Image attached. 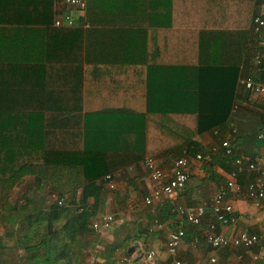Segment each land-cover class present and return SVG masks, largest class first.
Listing matches in <instances>:
<instances>
[{
	"label": "crops",
	"instance_id": "crops-1",
	"mask_svg": "<svg viewBox=\"0 0 264 264\" xmlns=\"http://www.w3.org/2000/svg\"><path fill=\"white\" fill-rule=\"evenodd\" d=\"M232 1L236 0H89L80 12L59 0H0V50L4 51L0 65L20 67L18 74L16 70L12 76L7 73L8 85L1 86L2 115H35L29 119V124L33 129L40 126L44 138V144L40 145L46 150L65 153L82 150L85 124L88 145L99 143L104 147L102 161L105 166L137 159L138 152L142 151L139 150L140 136H146L143 160L109 176L114 189L103 182L98 208L104 211L103 215L117 216L114 227H123L120 216L127 213L131 214L127 221L130 227L133 223L143 227L151 225L152 234L138 241L136 250H141V263L150 250L156 252V264L171 262L166 243L169 233L176 229L175 221L169 219L152 224L164 203L185 209L207 203L201 219L203 229L194 230L192 234V240L197 237L200 242L186 249L179 248L177 259L181 264H264V239L249 250L214 251L203 244L204 231L212 222V198L228 178L220 165H211L209 149L227 141L243 160L264 158V137H258L264 121V95L251 94L238 84L240 79L247 77L264 82V47L259 45L256 36L257 52L256 48L249 47L239 64L240 74L225 128H215L194 138L205 149L197 152L204 159L190 161L188 179L194 177L202 184L194 189H183L169 202L165 200L152 206H145L143 202L154 186L143 162L153 158L170 175L174 161L184 148L169 151L173 135L168 117L151 113L154 107L149 116L146 114L150 111L147 72L150 69L158 72L162 68L166 76H171L172 67L180 69L190 65L196 68L205 56L208 61L215 60L213 56L208 57L219 48L222 52L225 48L227 54L228 50L234 53L228 37L225 47L219 45V38L211 36L214 31L203 26V19L219 16V3L233 5ZM89 2H93L90 8ZM112 2L114 10H105ZM226 11L227 17H233L229 13L231 10L227 8ZM65 16L72 19L73 27L56 28L55 20ZM125 18L145 19V25L125 26L121 21ZM256 55L262 56L263 66L255 65ZM222 63L235 65L232 60ZM175 73L180 76L179 70ZM4 75L2 71L0 77ZM163 83H168L165 78ZM20 120H24V116ZM159 120L163 126L158 124ZM230 127L236 130L235 134L230 132ZM21 129L25 130V124ZM240 180L242 185L246 182V179ZM35 183V177L25 176L17 188L32 187ZM80 193L78 190L77 194ZM62 198L65 201L67 196L59 199ZM226 200L233 208L235 221L229 225L216 224V233L227 238L242 232L264 237V200L259 207L255 206L245 189L230 191ZM184 229L192 227L186 224Z\"/></svg>",
	"mask_w": 264,
	"mask_h": 264
},
{
	"label": "trees",
	"instance_id": "trees-1",
	"mask_svg": "<svg viewBox=\"0 0 264 264\" xmlns=\"http://www.w3.org/2000/svg\"><path fill=\"white\" fill-rule=\"evenodd\" d=\"M232 2L233 5L228 2L219 3V16L203 19V26L214 31L211 36L219 38V45L225 47L224 42L228 37L234 53L231 54L228 50L227 54L225 48L223 52L220 50L222 48H219L208 57L213 56L215 60L208 61L209 59L205 56L202 58L203 63L198 64L196 68L190 65L180 69L172 67L170 68L171 76H166L162 68H159L158 72H154L153 69L147 72V106L150 111L147 110L146 114L149 116L154 113L168 117L173 135L169 151L184 147L180 148L179 158L184 153L193 155L199 151H205L203 146L194 141L196 136L215 128L220 130L225 128L240 74L239 64L250 48L251 50L256 48V52L259 48L256 46L252 32V19L256 8L264 2L262 0ZM114 5L112 2L111 7L106 6L104 9L114 10ZM227 8L231 10L229 13H232L233 17H227ZM237 11H239L238 16H236ZM121 21L125 26L145 25V19L125 18ZM56 30L65 32L61 29ZM3 53L4 51L0 50V58ZM231 60L235 62V65L226 66L222 63ZM261 65L263 66V61ZM19 69L20 67L8 68L0 65V74L2 71L5 74L4 77H0V93H2L1 86L8 85L7 73L12 76L14 70H16L15 74H18ZM178 70L180 76H176L179 75L175 73ZM164 78L165 82H168L165 85ZM3 100L4 97H0V105L2 104L0 109L3 107ZM152 107H154L153 112H151ZM22 116L24 120H20ZM31 117L35 115H2L0 113V226L4 228L5 233L10 232L14 226H18L21 236L12 246L7 243L0 244V264H81L80 257L85 256L88 251L94 253L93 264H116L120 258L116 259L115 252L123 248L125 243L123 254L128 258L127 264H141V257L138 261L130 260L131 255H128L126 250L129 243L143 240L145 236L149 237L153 232L151 225L143 227L139 223L138 225L133 223L131 224L132 233L126 234L123 238L120 237L121 239H118V235L114 233L113 242L105 244L100 234H97L99 232L94 233L92 220L101 217L98 208L105 178L118 170L125 169L130 164H138L143 160L146 154V136H140L142 139L139 150L142 149V151L138 152L140 155L137 159L105 166L102 161L104 147L99 143H93L95 146L91 145V147L88 145L89 134H86L85 124L82 150L57 152L46 150L40 145L44 144L43 133L40 126L37 129L31 127L29 124ZM24 124L25 130L22 131L21 126ZM158 124L163 126L162 120H159ZM123 137L126 138L127 135L124 134ZM39 150L41 152L37 155ZM208 156L211 165H220L226 173L233 168L235 160L239 157L232 147L230 155L225 156L220 151L216 155L208 154ZM245 161L242 160V164H245ZM25 176L35 177L36 183L32 187L25 188L18 199L12 200L11 194L18 189ZM201 184L196 178L190 177L184 189H194ZM46 187L51 188L59 198L75 195L80 190L81 193L72 204L77 203V207L71 208L65 202L58 205L54 201L41 208L42 201L36 200V196ZM33 209H37L34 216L37 218L32 219L31 213L23 214L24 211ZM171 209L170 203H164L158 218L152 224L155 222L160 224L161 221L171 219L175 221L177 228L179 220ZM211 217L212 222L215 223L212 214ZM184 227V236L179 243V248L182 249L188 248L190 244L193 245L194 230L198 232L203 229L201 225L200 227L191 226L190 230H185ZM114 228L116 232H119L122 226ZM135 230L137 234L133 236ZM7 240L9 242L10 239ZM93 246L98 249L94 251ZM137 248L135 245V249ZM20 250L23 251L21 255Z\"/></svg>",
	"mask_w": 264,
	"mask_h": 264
},
{
	"label": "built area",
	"instance_id": "built-area-1",
	"mask_svg": "<svg viewBox=\"0 0 264 264\" xmlns=\"http://www.w3.org/2000/svg\"><path fill=\"white\" fill-rule=\"evenodd\" d=\"M63 5L67 7H73L82 12L85 5L89 0H59ZM264 2V0H262ZM56 28H70L73 27V21L69 16L56 19L54 22ZM252 32L256 36L259 45L264 47V3L256 8V13L252 19ZM262 62V56L256 55L254 57V63L260 66ZM245 91L255 94L264 95V82L255 81L250 77L240 79L238 82ZM231 133H236L233 127H230ZM259 138L264 137V121L261 123V128L258 134ZM222 152L223 155H230L231 148L227 141H222L218 147H212L209 149L211 155H216L218 152ZM204 158L200 153H194L190 155L185 153L182 157L176 159L173 163L170 175H167L158 165V162L153 158H148L143 162L145 171L148 173L150 180L154 186L150 190L149 194L144 198L143 202L145 206H152L155 203L162 201H170L175 195L184 189V186L189 178L188 168L191 160L202 161ZM242 157L237 158L234 162L233 168L228 172V178L224 185L220 186L218 191L212 198L210 209L211 214L215 219V223H210L203 234V244L214 250H222L228 248L245 249L249 250L259 245L264 237L258 234L249 232H242L238 236L227 238L215 232L216 224L229 225L234 223L235 219L232 216L233 208L227 203L228 193L231 191L239 192L242 189L246 190L247 197L257 207L260 206L264 200V158L257 160H246L245 164H242ZM239 179H246V182L242 185ZM108 188L114 189V184L111 177L105 178ZM52 200L58 205H62L64 199H59L52 195ZM168 201V202H169ZM208 208L207 203H202L196 208H179L172 206V213L176 215L179 220V225L176 229L169 233L166 243V253L171 259L169 264H181L177 259L179 250V243L184 236L183 227L185 224H189L193 227H200L201 219ZM114 216L107 214L97 218L92 224V229L95 232H101L109 230L114 223ZM158 225V222L154 223ZM193 245L200 242L199 238H193ZM264 252V251H263ZM156 252L153 250L147 251L141 264H156L155 263ZM128 258L126 256L120 258L116 264H127ZM211 262H215L211 259Z\"/></svg>",
	"mask_w": 264,
	"mask_h": 264
},
{
	"label": "rangeland",
	"instance_id": "rangeland-1",
	"mask_svg": "<svg viewBox=\"0 0 264 264\" xmlns=\"http://www.w3.org/2000/svg\"><path fill=\"white\" fill-rule=\"evenodd\" d=\"M92 3L93 2H89L88 3V8H90L91 6H92ZM210 132H212V131H210ZM213 132H217V133H219V131H213ZM26 187L25 186H22V187H19L18 188V190L16 189L12 194H11V199L12 200H16V199H18V197H19V195L22 193V191H24V189H25ZM53 190H51V188L49 189L48 187H46L45 189H43V191H41V193L39 194V195H37L36 196V200H41L42 201V206L40 205V207L41 208H44L45 206H47V205H49L50 203H52V202H54L52 199V195H54L55 197H57L58 195H56L54 192H52ZM79 196V194H75V195H69V196H67V199L65 200V204L67 205V206H69V207H77V203H75V205H72V204H74V202L76 201V199H77V197ZM70 201H71V203H70ZM35 210H37V209H33L32 211H30V210H28L27 212L26 211H24L23 212V214L24 213H31V218L32 219H34V218H37V217H34L36 214H35ZM101 212H100V214H99V216H105V215H107V214H105V215H103V210H100ZM141 212H142V210H140ZM40 213H42V212H40ZM109 214V213H108ZM110 215H112L113 216V214L112 213H110ZM130 215L131 214H128L127 213V215H123V216H120V219H123V222H122V225H123V227H122V229L120 230L119 229V232H116V229L114 228V226L113 227H111L109 230L107 229V230H105V231H101V232H99V233H97V234H100V238H101V240H103V242L105 243V244H109V243H112L113 241L111 240L112 238H113V236L112 235H114V233L116 234V235H118V239H121L120 237H125V235L126 234H128V233H132V231H131V229H132V227H130V224H128L127 225V221H128V219H130ZM117 216L116 215H114V217L113 218H116ZM122 217V218H121ZM97 220V218H94L93 220H92V224L95 222ZM22 227H23V225H22ZM9 229H10V227H9ZM14 229V230H13ZM13 229H11V231L10 232H8V233H5L4 232V228H2V226H0V232H1V236H0V244H2V243H7L9 246H12V245H14V244H16V242L18 241V238L19 237H21L20 236V230H19V227L18 226H14L13 227ZM24 229V228H23ZM136 232V230L134 231V233ZM172 232V231H171ZM94 233H96V232H94ZM137 233H135V234H133V236L134 235H136ZM8 237V238H7ZM7 239H10L9 240V242H8V240ZM133 243V242H132ZM132 243H129L128 245V248L129 247H131V246H133L134 248H135V245H137V247H138V242H134L133 244ZM96 244V243H95ZM104 244V245H105ZM130 244H132V245H130ZM97 246H100V247H102L101 245H97ZM125 246H126V243H125V245H124V247L123 248H125ZM123 248H121V249H118L117 250V252H115V257H116V259H118V258H122V257H124V252H123ZM127 248V249H128ZM92 249H94V251L95 250H97L98 248L97 247H95V246H93V248ZM100 249V248H99ZM135 251H137L136 249H135ZM84 252V251H83ZM20 255L23 253V251L22 250H20ZM135 253V252H134ZM134 253H132L131 254V257L130 258H132V260L134 259ZM82 254V253H81ZM94 254V253H93ZM93 254H92V251H88L87 252V254L85 255V256H83L82 258L80 257V259H81V264H93ZM131 260V259H130ZM133 261H135V260H133Z\"/></svg>",
	"mask_w": 264,
	"mask_h": 264
},
{
	"label": "water",
	"instance_id": "water-1",
	"mask_svg": "<svg viewBox=\"0 0 264 264\" xmlns=\"http://www.w3.org/2000/svg\"><path fill=\"white\" fill-rule=\"evenodd\" d=\"M134 252H135V253H134ZM126 253H127L128 255H131L132 253H134V255H135L134 260H135V261H138L140 255H141V250L135 251V248H134L133 246H131V247H129V248L126 250Z\"/></svg>",
	"mask_w": 264,
	"mask_h": 264
}]
</instances>
